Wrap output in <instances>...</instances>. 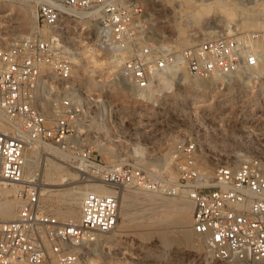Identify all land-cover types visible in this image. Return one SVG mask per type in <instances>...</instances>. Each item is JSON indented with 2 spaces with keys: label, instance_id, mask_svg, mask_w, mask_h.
I'll return each mask as SVG.
<instances>
[{
  "label": "built area",
  "instance_id": "obj_1",
  "mask_svg": "<svg viewBox=\"0 0 264 264\" xmlns=\"http://www.w3.org/2000/svg\"><path fill=\"white\" fill-rule=\"evenodd\" d=\"M32 1L33 31L0 45V118L10 127L0 131V189L14 185L18 200L14 217L0 219V264H85V246L115 228L121 189L188 199L190 229L208 260L264 262V160L248 156L235 166H216L209 176L196 166L195 142L183 138L175 145L177 177L172 181L151 178L130 163H104L77 141L86 111L70 95L71 63L55 29L62 14L70 12L98 21L100 39L113 42L117 53L125 50L118 73L135 91L173 67L201 79L254 68L264 63V37L252 31L175 47L142 40L146 25L140 0ZM44 28L49 30L44 33ZM47 144L61 151L67 169L88 185L76 221L59 219L44 206L36 171L24 176V152L34 149L37 160L44 159ZM94 185L110 191L99 193L91 189Z\"/></svg>",
  "mask_w": 264,
  "mask_h": 264
},
{
  "label": "rangeland",
  "instance_id": "obj_2",
  "mask_svg": "<svg viewBox=\"0 0 264 264\" xmlns=\"http://www.w3.org/2000/svg\"><path fill=\"white\" fill-rule=\"evenodd\" d=\"M140 1L146 25L143 41L175 46L178 28L185 31L190 44L207 37L239 36L252 31L264 37V29L253 26L264 23L261 9L264 0H224L234 5L232 19L213 9L196 21L189 15L199 6L215 0ZM20 16L30 28L19 29ZM94 24L83 13L70 12L62 14L55 29L65 47L73 53L72 83L86 111L79 126V145L94 149L106 164L130 163L151 178L161 177L168 181L177 177L170 173L177 174L174 149L183 138L195 142L196 166L209 176L216 166H235L248 156L264 160V63L259 64L261 70L257 74H242L249 69L230 80L212 81L203 90L187 86L181 71L171 78L169 86L162 87L156 77L150 84L152 97L143 98L142 92H135L119 76L120 53L125 50L119 51L116 54L118 61L113 62L99 47ZM34 26L35 4L32 0H0V45L6 46L31 33ZM88 51L96 64L89 59ZM89 77L101 82L102 87H88L85 80ZM118 86L124 88L126 95L116 97L111 93ZM44 157L45 162L51 161L61 166L63 172L72 174L61 184L49 183L42 176L43 189L59 190L54 191L56 196L53 194L49 203L44 201L49 212L54 214L66 206V198L60 192L87 184L67 169L63 158L47 149ZM117 194L121 203L123 195L129 198L120 208L118 227L102 235H111L113 239L102 238L100 242L88 245L86 264H264L208 260L203 245L200 246L190 229V222L185 225L174 210L164 208L165 202L160 200H183L180 197L165 198L132 189H121ZM147 196L157 199L148 200ZM71 208L78 214V205ZM125 212L130 214L129 222L122 217ZM163 214L170 215L169 220L158 223ZM184 231H189L188 244L184 240ZM141 233H147L148 238L143 239Z\"/></svg>",
  "mask_w": 264,
  "mask_h": 264
},
{
  "label": "bare ground",
  "instance_id": "obj_3",
  "mask_svg": "<svg viewBox=\"0 0 264 264\" xmlns=\"http://www.w3.org/2000/svg\"><path fill=\"white\" fill-rule=\"evenodd\" d=\"M233 8H234L233 4L224 2V0H218V1L215 0V2H212L209 4L207 3V4H203L202 6H199V8L196 11H194L193 13H191L189 15V17L193 21H196L200 17H204L205 15H207L209 12H211V10L216 9L222 15H224L227 19H232L235 15V12H233ZM261 9L264 11V6H262ZM65 12H68V11L66 10ZM242 12H243V10H242ZM20 17H21L20 22L18 24L19 29L24 31V30L30 28V24L23 19V16H20ZM94 23H95L94 25L96 27V32H97L98 21L94 20ZM253 26L257 27L258 29H264V23L263 24H255ZM32 28H33V26L31 27V29ZM48 30L49 29L44 28L43 31L45 33ZM98 37H99V35H98ZM99 42H100L99 47L101 48L102 52L104 54L108 53L110 56V59L113 62H117L119 58L116 57L117 52L113 49V46H114L113 42H110V41L104 42L103 40L100 39V37H99ZM174 44L177 47L190 45V42L187 39V36H186L184 30L178 28V30L176 32V38L174 40ZM258 45H259V43H257V46ZM65 51L67 53V59L71 63V78H72V69H73L72 63L74 60L73 53L69 50L68 46L65 47ZM86 53L88 54L89 59H92L94 61V63L96 64V60L92 56L91 51H88ZM124 55H126V52L120 53L121 57H123ZM260 70H261V66L258 65V66L251 68L249 71H246L242 74L253 75V74H257L258 72H260ZM179 71H181L182 79L184 81H186L187 86L201 87L202 90H203V88H206L207 85L212 81H218L219 79L220 80H224V79L230 80V78H232L233 76L240 74L239 72H237V73H234L233 75H231L230 77H227V78H223L220 76H212L210 78L201 79V78H197V77H190L185 72V70H183L182 68L173 67L171 69L164 70L163 72L159 73L156 76L158 81H159L158 83H160L162 87L163 86H169L171 84V78L176 73H178ZM85 81H86V84L88 87L99 88V89L102 87L101 82L95 81L94 78L89 77ZM123 89L124 88L118 86L117 88L112 89L111 93L116 97H118L120 94L126 95V93H124ZM135 92H137V93L142 92L141 95L143 98H151L152 97V91H151L150 86H148L147 88H145L143 90L135 91ZM70 95H72L75 100H77V101L80 100V96H78V94L76 93V90L74 88L72 90H70ZM47 108H48V104L46 102H44V112L46 114H49V109L47 111L46 110ZM8 130H10V127L7 125V123L3 119L0 118V131H8ZM45 149L51 151L55 155H58V157L64 158V154L53 146H50L48 144L44 145V150ZM169 155H170V151H169ZM237 155H239V154H237ZM34 171H36V173L38 175V179H40V183L42 185L41 186V192H42V203L43 204H44V201L49 203L51 196L53 194H55L56 191H59V190L58 189L57 190L43 189L44 184H43L42 176H44L45 179L47 181H49V183L61 184L62 182L67 180L68 176L72 175V174H68V173L63 172L61 166L54 164L51 161L46 160V162H45V157L42 160L41 159L37 160L36 155H35V150L31 149V150L24 152L23 173H24L25 177H29L30 174H32V172H34ZM170 175L172 177H175L177 174H176V172H172V173H170ZM87 187H88V185H84L81 187H75V188L72 187V188H69L68 190H64V191L60 192V195H64L66 198V203H65L66 206L64 207L63 211L55 212L54 214L53 213L52 214L55 215L57 218L59 217V219H68L71 221H76L78 214H76V212L71 208V206L79 204L80 196H81L83 190ZM91 189L94 191H97L99 193H108L110 191L109 189H107L105 187H100L98 185H94L93 187H91ZM45 195H46V197H45ZM53 196H56V194ZM127 197H128L127 195L126 196L123 195L122 196L123 202L121 203V201H119L120 203L118 205V217H117V221H116V225H115L114 230L118 227V218L120 216V208L123 205H126V202L128 201ZM147 198H148V200L157 199L154 196H147ZM171 198H174V197H171ZM179 199H183V200H179V201L165 200V199L164 200L160 199V200L165 202V206H163L164 208H172L174 210L175 214L181 218L182 222L185 225H187V223L190 222V211L192 209V204L186 198L180 197ZM17 205H18V200L15 197V186L12 184L9 186H3L0 189V219H3V220L12 219L16 213ZM44 206H46V205L44 204ZM122 217L124 218L125 221H127V222L130 221V219H129L130 214L129 213L125 212V214L122 215ZM169 218H170V215L163 214L157 221H158V223L159 222H166L169 220ZM161 235L163 236V234H161ZM188 235H189V231H184V240L187 244L189 243ZM148 236L149 235L147 233L146 234L141 233V237L143 239H147ZM102 238H104L105 240L113 239L111 235L105 236V237L98 236L93 243L87 244L85 247L87 248L88 245L94 244L95 242H100V240ZM161 239H163V237H161ZM162 243L164 244V242H162ZM200 246H201V243H200ZM89 251L90 250H88V254H89ZM88 254L84 258V263L86 261V258L88 257ZM18 264H26V263H18ZM43 264H47V263H43ZM51 264H55V262L52 260Z\"/></svg>",
  "mask_w": 264,
  "mask_h": 264
}]
</instances>
